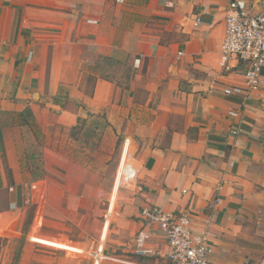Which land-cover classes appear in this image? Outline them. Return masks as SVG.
Instances as JSON below:
<instances>
[{
	"label": "crops",
	"instance_id": "0c3cea01",
	"mask_svg": "<svg viewBox=\"0 0 264 264\" xmlns=\"http://www.w3.org/2000/svg\"><path fill=\"white\" fill-rule=\"evenodd\" d=\"M228 3L0 0V117L11 116L14 122L0 125L7 156L1 148L0 188L11 185L6 167L12 170L14 186L28 185L29 166L21 160V150L28 145L26 139L37 138L39 131L32 128L35 123L42 125L47 110H60L58 93L63 86L71 99L84 102L93 112L110 105L109 119L114 123L128 116L129 109L124 118L119 114L130 105L129 93L99 76L94 55L113 63L128 56L135 70L149 66L156 74L164 66L168 88L178 76L189 81L192 92L179 88L173 90L172 99L160 100V110L170 112L176 122L167 147L153 149L144 158L129 152V161L135 165L140 161V172L153 181V194L145 206L188 209L196 231L209 226L213 232L209 264H264V67L253 98L245 101L243 93L226 92L230 86L245 85L242 74L223 70L220 49ZM173 55L180 60L179 68L168 60ZM89 73H97L92 94L84 90ZM231 108H239L241 114L237 135L230 133ZM73 115L63 109L58 121H74ZM12 131L20 136L15 147ZM47 150L50 158L56 154ZM29 173L33 185L42 179ZM139 224L134 250L141 219ZM34 242L48 246L55 255L48 260L42 254L32 261L24 257L19 264H72V256L83 251L77 244L68 249ZM148 244L163 247L165 243L156 238ZM144 259L143 264H167L157 255Z\"/></svg>",
	"mask_w": 264,
	"mask_h": 264
},
{
	"label": "rangeland",
	"instance_id": "374dc122",
	"mask_svg": "<svg viewBox=\"0 0 264 264\" xmlns=\"http://www.w3.org/2000/svg\"><path fill=\"white\" fill-rule=\"evenodd\" d=\"M247 1L254 10L264 11V0ZM94 59L99 76L129 93L130 105L119 117L124 118L128 109L129 114L114 123L109 119L110 105L93 112L84 102L71 99L66 86L61 88L60 110H47L42 125L35 123L32 128L39 131L37 138L32 142L26 139L28 145L21 150V160L29 166L28 185L0 188V212H4L0 216V264H19L24 257L32 261L39 254L48 260L55 255L48 246L34 241L68 249L77 244L83 251L72 256V264L146 263V256L135 252L133 237L140 213L153 194V181L140 172V161L132 180L125 178L123 165L129 152L144 158L151 150L169 145L176 122L170 112L160 110V100L172 99L173 90L179 88L192 92L190 83L176 76L168 88L164 66L157 74L149 66L135 70L128 56L122 55L117 63L97 55ZM168 60L179 68L177 55ZM96 74L89 73L86 78L87 94L94 90ZM63 109L76 114L74 121H58ZM13 123L11 116L0 117V125ZM12 134L10 141L15 147L20 136ZM1 148L3 154L5 148ZM48 148L56 151L51 158ZM29 172L42 179L33 185Z\"/></svg>",
	"mask_w": 264,
	"mask_h": 264
},
{
	"label": "built area",
	"instance_id": "2783aa9c",
	"mask_svg": "<svg viewBox=\"0 0 264 264\" xmlns=\"http://www.w3.org/2000/svg\"><path fill=\"white\" fill-rule=\"evenodd\" d=\"M220 52L223 70L242 74L245 78L244 86H230L226 92L243 93L245 101L253 98V92L261 86L264 67V11L254 10L247 0H229ZM228 113L233 118L230 133L237 135L241 131L240 110L231 108ZM128 156L129 153L124 161L126 164L123 162L121 167L124 164L125 178L132 180L138 170ZM140 219L142 225L135 238L138 255H157L167 264H209L213 232L209 226L201 232L196 231L188 209L166 211L156 204L146 205ZM156 238L164 240L163 247L149 246L148 243Z\"/></svg>",
	"mask_w": 264,
	"mask_h": 264
},
{
	"label": "trees",
	"instance_id": "16d2710c",
	"mask_svg": "<svg viewBox=\"0 0 264 264\" xmlns=\"http://www.w3.org/2000/svg\"><path fill=\"white\" fill-rule=\"evenodd\" d=\"M0 140H1L2 147H3L4 143H3L2 136H0ZM6 170H7V176H8L9 182L13 186L14 185V180H13V176H12V171H11V169L9 167H6ZM0 186H2L1 171H0Z\"/></svg>",
	"mask_w": 264,
	"mask_h": 264
}]
</instances>
